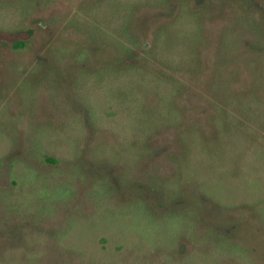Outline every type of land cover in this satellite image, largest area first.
Returning <instances> with one entry per match:
<instances>
[{
    "label": "rangeland",
    "instance_id": "1",
    "mask_svg": "<svg viewBox=\"0 0 264 264\" xmlns=\"http://www.w3.org/2000/svg\"><path fill=\"white\" fill-rule=\"evenodd\" d=\"M0 264H264V0H0Z\"/></svg>",
    "mask_w": 264,
    "mask_h": 264
},
{
    "label": "flooded vegetation",
    "instance_id": "2",
    "mask_svg": "<svg viewBox=\"0 0 264 264\" xmlns=\"http://www.w3.org/2000/svg\"><path fill=\"white\" fill-rule=\"evenodd\" d=\"M39 25H41V26H43V27L46 26V24H45L43 21H39ZM18 45L22 46L23 43L20 42Z\"/></svg>",
    "mask_w": 264,
    "mask_h": 264
}]
</instances>
